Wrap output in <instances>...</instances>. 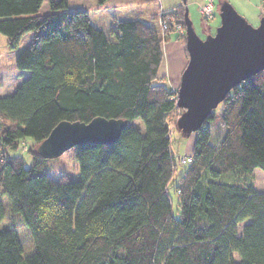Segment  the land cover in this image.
<instances>
[{
	"label": "trees",
	"instance_id": "trees-1",
	"mask_svg": "<svg viewBox=\"0 0 264 264\" xmlns=\"http://www.w3.org/2000/svg\"><path fill=\"white\" fill-rule=\"evenodd\" d=\"M136 1L70 9L69 0H49L42 12L45 0H0L8 49L32 36L16 58L28 76L0 97V224H10L0 230V264H264V192L252 177L264 172V71L207 119L220 111L226 131L216 146L206 124L197 132L175 214L170 116L180 110L159 73L173 33L164 19L184 29L186 8ZM96 117L128 127L114 144L73 149L80 179L49 178L37 146L62 121ZM27 139L36 144L30 166L9 154Z\"/></svg>",
	"mask_w": 264,
	"mask_h": 264
},
{
	"label": "water",
	"instance_id": "water-1",
	"mask_svg": "<svg viewBox=\"0 0 264 264\" xmlns=\"http://www.w3.org/2000/svg\"><path fill=\"white\" fill-rule=\"evenodd\" d=\"M187 4V0H182ZM220 25L201 39L185 9L188 64L177 91L182 114L176 122L183 134L198 132L228 94L242 82L264 71V16L254 27L229 2H222ZM128 122L96 117L90 123L60 122L37 148L45 160H55L77 146L118 142Z\"/></svg>",
	"mask_w": 264,
	"mask_h": 264
},
{
	"label": "rangeland",
	"instance_id": "rangeland-1",
	"mask_svg": "<svg viewBox=\"0 0 264 264\" xmlns=\"http://www.w3.org/2000/svg\"><path fill=\"white\" fill-rule=\"evenodd\" d=\"M146 0H137L136 2H145ZM195 1L194 3H189ZM199 1L204 3V0H187V4H183L182 0H159L160 4L164 9H170L174 5L179 4L180 2L183 5V8L187 6L188 8V16L193 24L195 32L201 39H206L209 35H214L216 33V29L220 25V15L219 9L222 2H229L235 10L245 18L244 14H242V10L239 8L238 4L242 8H246L249 10V7L254 8L257 13L260 15V19L264 16V1L258 4V7H255L250 0H213L215 5V18L210 21H205L203 17L199 13ZM70 4L77 7L84 3L85 6H79L78 8L84 9H94L99 7V0H69ZM129 4L134 2H128ZM197 4V5H196ZM98 5V6H97ZM203 5V4H202ZM44 8H48V2H45ZM43 8V9H44ZM248 22L257 27L259 25V21H256L252 18V16H248L246 18ZM185 30V28H184ZM178 32H173L166 39V41L162 44V52H163V62L160 68V76H164L167 83L174 91H178L181 84L182 74L188 64V59L185 55L186 43L183 40L178 39ZM185 35V34H184ZM30 39V38H29ZM28 39H23L20 47L16 51H10L7 46V39L5 36L0 34V97L10 96L18 89L23 80L25 79L26 74L18 71L16 69V58L17 56L23 52V50L28 46ZM180 110V109H179ZM182 110H180V114H182ZM179 115H175L172 118L170 126L172 127V147L174 149L175 163L177 165V176L172 181L168 193L171 195L173 201V208L175 214H177V203L176 196L174 192V188L176 183L178 182V178L183 172L187 169L190 161V157L193 154L194 144L197 139V132L191 134H183L178 130H175L174 121L175 119L180 117ZM178 120V119H177ZM206 126L211 130V139L210 145L216 146L219 141L224 137L226 128L221 123V113L220 111H216V117L213 120H207ZM136 126L143 127V124L140 120L135 122ZM39 146V145H38ZM37 146V148H38ZM36 144L27 139L20 147L18 152L9 151L11 155H21L27 163V166L31 164V155L28 150L30 148H35ZM80 166L79 163L74 158L73 150L66 152L63 156L55 160H48L46 162L45 172L49 176V178L55 181H75L80 179ZM253 184L258 192H264V172L260 169H256L253 172ZM231 180V179H230ZM178 215V214H177ZM176 215V216H177ZM20 218V217H19ZM16 227L18 226L15 225ZM243 226V225H242ZM241 226V227H242ZM10 229V224L7 222H3L0 224V230ZM241 230V229H240Z\"/></svg>",
	"mask_w": 264,
	"mask_h": 264
},
{
	"label": "built area",
	"instance_id": "built-area-1",
	"mask_svg": "<svg viewBox=\"0 0 264 264\" xmlns=\"http://www.w3.org/2000/svg\"><path fill=\"white\" fill-rule=\"evenodd\" d=\"M199 13L205 21L213 20L215 18V5H214L213 0H208L203 5H201L199 7ZM162 14H165V13H162ZM164 20L165 21L162 25L164 32L172 31V32H178L179 34H183V35L185 34V30L178 23L176 18H174L171 15H167Z\"/></svg>",
	"mask_w": 264,
	"mask_h": 264
},
{
	"label": "crops",
	"instance_id": "crops-1",
	"mask_svg": "<svg viewBox=\"0 0 264 264\" xmlns=\"http://www.w3.org/2000/svg\"><path fill=\"white\" fill-rule=\"evenodd\" d=\"M48 2V4H49V0H45V2ZM205 2L206 1H208V0H204ZM263 0H250V2L251 3H253V5H255V7H258V4L260 3V2H262ZM45 2H44V4H43V7H42V9H41V11L42 12H47L48 10H49V5H48V8H44V5H45ZM204 2V3H205ZM189 3H194L195 4V1H192V2H190L189 1ZM204 3H202L201 1H199V5H202V4H204ZM182 5V3L180 2L179 4H176V5H174L172 8H170V9H164L163 7H162V5H161V8H162V12L163 11H168V10H171V9H174V8H177V7H179V6H181ZM197 5V4H196ZM69 6H70V9H72L73 8V6L74 5H72V4H70V2H69ZM79 6H85L84 5V3H82L81 5H79ZM79 6H77V7H74L75 9H84V8H78ZM98 6V5H97ZM238 6H239V8L242 10L241 12H242V14H244V16H245V18H248V16H252V18L254 19V20H256V21H259V19H260V15L257 13V11L256 10H254V8H252V7H249V9H250V12H249V10L248 9H246V8H242V7H240V5L238 4ZM44 8V9H43ZM30 38V39H29ZM31 38H32V36L31 35H27L26 37H24V39H28L29 40V42L31 41ZM29 42H28V44H29ZM16 67V66H15ZM22 73H25L26 74V76H25V78L28 76V73L27 72H22Z\"/></svg>",
	"mask_w": 264,
	"mask_h": 264
}]
</instances>
